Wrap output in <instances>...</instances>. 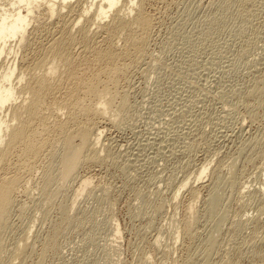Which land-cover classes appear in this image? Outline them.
Wrapping results in <instances>:
<instances>
[{"label":"rangeland","instance_id":"obj_1","mask_svg":"<svg viewBox=\"0 0 264 264\" xmlns=\"http://www.w3.org/2000/svg\"><path fill=\"white\" fill-rule=\"evenodd\" d=\"M149 2L152 24L144 43L137 56L120 60L128 64L118 91H127L128 105L115 122L98 124L104 129L100 161L84 160L63 177L60 140L55 149L43 148L30 172H22L20 204L3 234L8 258L31 229L16 264H223L226 257L231 264H264V0ZM80 25L72 29L77 37ZM87 25L92 44L77 40L71 51L81 60L78 75L91 67L83 71L90 76L101 66L91 50L105 48L106 41L101 29ZM59 30L38 32L36 46L26 44L17 58L27 53L23 65L30 66ZM115 41L116 50H125L122 37ZM68 81L51 100L66 98L75 85ZM253 88L260 92L253 94ZM50 130L47 136L57 135ZM50 160L54 177L44 191L41 178ZM206 164L208 172L195 181L196 170ZM87 175L91 187L71 206ZM212 189L220 203L210 211Z\"/></svg>","mask_w":264,"mask_h":264},{"label":"bare ground","instance_id":"obj_2","mask_svg":"<svg viewBox=\"0 0 264 264\" xmlns=\"http://www.w3.org/2000/svg\"><path fill=\"white\" fill-rule=\"evenodd\" d=\"M149 1L151 0H0V264H3V262L4 264H16L14 260L22 258V254L26 253L24 249L28 246L27 243L29 242L27 240L31 229L28 228L20 235L19 241L15 243L16 245L14 244L15 246L8 258L3 256L6 253L3 246V234L10 228V214L19 203L17 191L21 186L23 188L26 179L23 178V180L21 174L26 170L30 172L31 167L34 168L35 159L38 158L39 162L41 156H38L44 152L42 151L43 148L48 145L55 149L61 140L64 153L62 152L63 154L59 157L60 163L63 165V177L69 175L84 160L100 161V151L104 152L101 149L102 147L100 148L102 145L100 138L104 129L98 124L102 123V120L103 122L105 120L111 123L115 122L121 111L128 105L127 91H118L119 81L125 76L128 64L122 63L120 60L126 54L131 58L137 56L139 48L144 43L152 24V19L145 10V6ZM74 11L78 12L75 13ZM90 11L92 12L88 17ZM72 12L75 14L72 15ZM53 17H56V20L49 22ZM81 21L82 24L80 25ZM88 22L95 24L98 30L103 31V39L106 41L103 49L98 47L99 49L96 48L97 51L95 49L93 51L91 48L92 53H94L92 57L96 61L93 58L92 60L96 63L100 62L98 66L99 64L101 66H97L99 69H96V72H90V76H88V71L91 67L88 66L89 69L83 67V71L88 70L85 72L88 74L85 75L81 70L82 74L79 71L80 75H78L77 62L79 63L81 60L76 61L77 57L74 56V52L72 53L74 51L72 50V44L77 40L84 43L90 41L92 44L91 40L93 39L90 38V34L88 36ZM77 25H80L77 31L79 37H77L76 32L72 33V29ZM50 26H59V33L55 32L59 35L50 37L46 47H44L45 43L42 42L44 52L43 50L41 52L44 54L41 58H39L40 56L34 58L30 66L26 63V66L23 65V62L29 57H26L27 53L24 54V52L23 56L17 58L18 51L26 44L35 45L34 40H39V38L35 39L37 33L45 30L47 32ZM116 37L123 38L125 50L120 48L121 52L116 50V41L118 40L115 41ZM80 41H77L79 42L77 44L80 45ZM96 45L94 47L92 45V47L95 48ZM87 46L89 47V44ZM81 51H83L82 48ZM11 54L12 57L9 56ZM40 54L38 53V55ZM27 56L30 55L27 54ZM3 58L7 63L2 62ZM72 79L75 85L72 87L71 84V90L65 88L69 91L68 93L65 92L66 98L63 96L64 100L58 101V97L55 96L56 100H51L50 94H53L56 88L62 86L64 81H72ZM67 83L70 84L69 81ZM67 83L65 86H67ZM258 88H253L251 92L253 94H255L253 91L258 90L260 92L261 88ZM79 115L83 116V120L80 122L77 119ZM49 118L51 121H48ZM50 129L57 134L55 136L52 132L56 138L52 133L53 138L46 135L51 131ZM42 134L47 137L40 139ZM58 136L59 138H57ZM75 139L77 141H74ZM53 155L54 153H52V157ZM13 156L17 160H12ZM49 164L41 178L43 179L41 185L44 191H46L47 186L49 187L48 184L54 177L52 160ZM196 172L195 181H200L208 172L207 164L197 169ZM91 178L87 175L79 180L80 183L74 190L71 206L82 191H86L91 187ZM231 179L230 183L235 181L234 178ZM188 183L186 180L180 184L174 192L175 198L182 188L187 187ZM214 184L212 183V185ZM192 192L195 193L193 187L190 193ZM207 202L210 211H213L220 203V196L216 189L210 191ZM66 214L67 212L63 210L62 215ZM237 227L240 228V224ZM210 240L212 241V239ZM210 240L207 242L210 243ZM226 258V263L223 259L222 263L231 264V262H227ZM205 259L209 262L208 258Z\"/></svg>","mask_w":264,"mask_h":264}]
</instances>
